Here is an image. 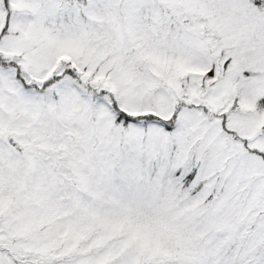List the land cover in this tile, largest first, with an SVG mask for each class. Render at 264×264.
<instances>
[{
	"label": "snow or ice",
	"instance_id": "obj_1",
	"mask_svg": "<svg viewBox=\"0 0 264 264\" xmlns=\"http://www.w3.org/2000/svg\"><path fill=\"white\" fill-rule=\"evenodd\" d=\"M0 264H264V0H0Z\"/></svg>",
	"mask_w": 264,
	"mask_h": 264
}]
</instances>
